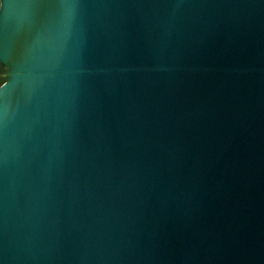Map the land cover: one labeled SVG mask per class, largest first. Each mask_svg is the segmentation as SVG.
<instances>
[{"label":"water","instance_id":"1","mask_svg":"<svg viewBox=\"0 0 264 264\" xmlns=\"http://www.w3.org/2000/svg\"><path fill=\"white\" fill-rule=\"evenodd\" d=\"M0 264H264V0H0Z\"/></svg>","mask_w":264,"mask_h":264}]
</instances>
